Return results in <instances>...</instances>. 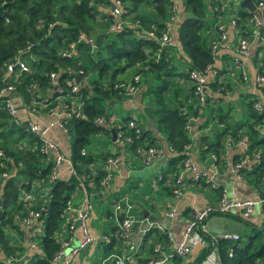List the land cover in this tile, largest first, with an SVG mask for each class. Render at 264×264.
Wrapping results in <instances>:
<instances>
[{
  "label": "trees",
  "instance_id": "16d2710c",
  "mask_svg": "<svg viewBox=\"0 0 264 264\" xmlns=\"http://www.w3.org/2000/svg\"><path fill=\"white\" fill-rule=\"evenodd\" d=\"M257 1L253 0L255 4ZM121 2L124 23L118 30L109 31L108 27L112 24L111 0H0V89L12 85L15 100L20 98L23 103L19 111L29 110L31 101L35 103L42 99L43 104H53L56 97L69 91L65 81L79 75L75 95L82 100L80 115L64 120L71 136L67 158L78 178L69 173L67 179L57 177L54 180L49 179L52 157L40 152L37 136L25 128V116L18 114L12 118L0 103V148L3 153L0 174L5 173V176H0V264L12 257L15 259L12 264H50L53 253L59 247L56 234L65 201L75 188L84 186L89 189V179L94 189L99 190L104 160L118 151L96 152L92 149L95 134L109 135L112 128L116 130L114 122L97 124L95 119L104 117L107 120L113 106L126 99L114 85L122 82L116 79V75L129 67H140L137 72L143 76L145 89H139L140 94L137 92V95L149 105L147 109L155 128L162 133L167 144L168 160L164 171L159 173V177L154 175L152 182L163 185L167 175L174 180L178 165L186 156L185 145L190 144V156L191 148L198 149L199 155L209 152L221 156L223 147L229 144L225 142L226 137L236 140L243 136L246 150H240L231 162L244 156L248 158L249 161L240 170L243 181L256 190L255 198L264 199V81L257 84V94L240 95L239 114L236 115L231 110L227 94L235 89L233 81H237L238 85L240 79H221L224 66L211 67L215 73L207 80L200 113L193 99L192 86L185 92L182 87L184 81L190 82L189 70L202 71L212 64L209 46L216 32V23L227 14H234L237 24H240L251 13L240 8L236 0ZM172 4L176 6L178 18L170 27L169 7ZM262 12L264 18L263 8ZM164 31L169 33L175 45L159 50L148 33L158 36ZM259 32L258 45L251 58L257 62V72L264 75V27ZM71 43L74 44L72 49L69 48ZM158 50L155 61L153 54ZM262 50L258 57V51ZM16 55L24 58L31 71L22 72L17 78L5 79V64ZM178 63H183L184 68L179 69ZM49 73L55 74L56 88L48 78ZM88 75H92L90 80ZM31 83L36 84L34 90H30ZM59 89L63 93H59ZM39 90L44 95L40 96ZM5 97H0V102ZM256 101L262 104V111L253 108L252 104ZM130 117L125 114L120 118L122 126L117 131L125 129ZM188 117L197 119L194 121ZM186 122L191 124L189 131L185 129ZM209 123L212 124V132L198 134L193 140L191 132L194 127L202 129ZM149 135L142 129L141 140L145 141L144 145L154 146L155 139ZM135 143H125L122 148L141 161L143 157L134 152ZM96 161L102 166L91 173L88 166ZM127 184L130 189H139L143 194L149 193L153 186L146 179L139 182L132 178L127 180ZM164 188L168 189V186ZM219 188H214L218 194ZM131 198L142 200L138 195ZM261 206L264 215V201ZM30 210L38 211L39 216L26 228L19 218L25 217ZM232 213L226 215H236L246 221L249 233L231 240L223 237L212 239L199 231L207 245H201L197 260L214 250L219 264H264V217L257 226L252 224L249 216L245 218L235 214V211ZM135 214L140 217L138 211ZM162 235L164 238L165 235ZM29 236L39 240V251L28 250L25 240ZM115 239L111 236L110 242L103 244L106 251L113 247ZM165 241L163 239L162 242ZM176 257L179 258L173 255L174 259Z\"/></svg>",
  "mask_w": 264,
  "mask_h": 264
},
{
  "label": "crops",
  "instance_id": "0c3cea01",
  "mask_svg": "<svg viewBox=\"0 0 264 264\" xmlns=\"http://www.w3.org/2000/svg\"><path fill=\"white\" fill-rule=\"evenodd\" d=\"M240 0H236V2L239 3ZM239 5V4H238ZM264 9V2L263 7ZM245 30L249 29V26L247 24L246 19L242 20L240 22ZM214 36L211 38L213 39ZM228 49L226 51H221L218 55V57L214 60L213 66L214 68H222V66L227 65L228 61H231V58L233 56V48L236 43V34H234L231 30L228 31ZM256 40L252 43L250 48V56L249 58L243 63V69L247 76V81L243 82L240 79V74L237 76H233L229 73L228 77L226 74H221V79L230 78L231 80H234L235 78L240 79V83L237 85V81H233L236 83L235 89L232 90L227 94L230 102L236 101L237 102V108L235 109V114H239V107H240V95L241 94H257V82L254 80V76L257 72V62L252 60L251 56L253 55L254 49L257 47ZM263 53L262 51H258L257 55L258 57L261 56ZM264 58V56H263ZM179 69H183L184 65L183 63H178ZM138 67H129L124 69L122 72L118 73L116 75V79L119 81H126L132 77V75L135 73ZM215 73L214 69H211V71L208 74L211 78L213 74ZM140 82L138 89L136 91L135 96L132 99H122V101L118 104L113 106L111 112L112 116H114L116 119L118 118V122H120V118L127 115H136L139 123L142 125V129L144 132L150 133L149 136L155 139V145L160 150V153L155 156V158L151 159V161L147 164H144L142 160H138L137 157L132 156L130 153H126V151H123V159L121 162L113 168L112 177L110 178L106 188L104 189H94L92 180L89 179V189L82 186L75 188L69 198L73 204H79L82 200V198L86 194H91L93 197V208L91 212L89 213V216L86 221L87 230L88 232L93 236L97 237L101 234H107L109 239L112 236V238L115 239V243L111 249H104L103 243H100V241L90 243L86 245L84 248H82L72 259V264H100L101 260L108 254H117L123 257V264H128V258H132L135 261L138 262H144L148 257H150L152 253V248L155 243H161L163 245V235L161 232L157 231L156 227H161L163 230L168 231L171 234V241L168 244L163 245V250L167 253L171 251V247L173 244H176L180 238L182 229L184 227V221L188 218H191L192 216V209L198 208L202 209L206 206L212 205L209 201V195L202 192V189L198 186L204 185L201 182L193 183L190 178L186 177V179H183V182L180 185L181 194L176 195L173 193V186L178 185L174 182L172 177L170 175L166 176V180L164 181L163 185H157L155 182H152V178L154 175L157 174L159 177V173L161 171H164L166 162H167V156H168V150H167V144L164 141V138L162 136V133H160L154 125L153 118L149 112V110H145V104L141 101L140 90L145 89V84L143 82V76H140ZM182 83V81H181ZM190 86L189 82L184 81L182 83L183 92ZM137 92L139 93L137 95ZM69 103V99L67 96L62 97ZM72 101V100H70ZM74 102V101H72ZM54 105L59 106V100L54 102ZM47 108V106L45 105ZM43 105H41L40 108H38L37 113L39 115L31 116L28 114V118L30 120H36L41 124H46L50 121H53L55 119L54 115H47L46 110ZM23 112L19 111V115H22ZM114 130V128H112ZM213 130L212 124L209 123L207 127L197 129L196 126L194 127L193 133L191 132V137L193 140L197 138L198 134H210ZM115 132V130H114ZM101 136L103 134L97 133L94 135L92 143V149L96 152H105L109 151L110 153L119 152V146L116 144L115 137L114 140H111V135L109 133L108 139L101 140V142L96 141L97 139H101ZM48 138L55 142L57 147L59 148V151L63 154L65 158L69 155L70 150V143L69 140L66 139V134H64L61 130L54 127L51 129V131L48 134ZM108 140V141H107ZM195 142V141H194ZM194 143L191 144V147ZM191 154L193 160L196 162L198 168L202 172H210L215 171V175L217 173V168H222V171L218 172V177L221 181L226 180L230 181L232 185V193L234 192L235 196L239 199H246L250 198L253 200H258L256 197L257 192L254 188L251 187V191H249V185L244 182L243 180H235L229 173V171L226 169V164H229V162L232 161V157L234 155L239 154V150L236 148L234 149L231 145L226 144L225 147H223V154L221 155V159L218 162L211 163L208 153H204L202 155L198 154V149L191 148ZM194 154V156H193ZM126 157V158H125ZM128 157V158H127ZM158 164L154 166L153 164ZM224 163V164H223ZM102 164L100 162H95L93 164H90L88 166L89 171L91 173H94L96 169L101 167ZM150 166L155 167L154 170H148ZM212 167V169H211ZM58 177H62L64 179H67L69 176V171L67 164L62 163L59 166L58 170ZM213 176V178L215 177ZM136 179L139 182H142L143 180L150 181L153 186L151 187V191L147 194H143L139 189H130L127 184V180L130 179ZM145 178V179H144ZM174 178V177H173ZM173 180V184L171 185V182ZM168 186V189L164 188ZM215 188H219L220 191L223 189L222 185H217L215 183ZM237 188H240L241 190L238 191ZM171 191V192H170ZM138 195L142 198L139 200H136V198H131V196ZM114 197H119L115 199L114 201H111ZM217 197V196H216ZM216 197L214 198V202H216ZM130 200V201H129ZM121 202V210L114 211L113 210V204L114 202ZM113 202V203H112ZM143 203L145 205L143 206ZM173 207L175 210V217L173 218H167L165 217L164 212L169 208ZM108 214L106 215V211H108ZM138 211L140 213V217H136L135 212ZM232 213V212H231ZM234 214V213H232ZM236 214V213H235ZM124 215H129L134 219V223L132 224L130 233L128 235L127 241L125 242L127 245L123 244L122 241L118 238V224ZM226 214H210L208 215L201 224V231L208 235L209 237H217L214 235H217L219 233H216L215 231H220V227L218 225V222L212 221L210 224H206V221H208L213 216H221ZM236 217V215H234ZM263 210L261 203H257V205H254V208L249 215V220L252 222V224H261V221L263 219ZM138 218V219H137ZM215 232V233H214ZM219 235L223 234H235L233 231L229 232H223ZM214 233V234H213ZM69 234V232L66 229L65 224L62 225V222L59 224L58 230H57V238H64ZM162 235V236H161ZM114 236V237H113ZM238 236V235H237ZM81 239V234L79 229L76 227L72 233H70V241L69 245H75L79 240ZM206 242V240H205ZM166 243V242H165ZM133 244L134 248L130 249L129 245ZM136 245V246H135ZM201 245H196L187 256L185 257H179V258H170L168 261L162 263V264H219L217 255L213 254L210 250L206 256L201 259L200 261L197 260L198 253L201 251ZM207 245V243H206ZM205 245V246H206ZM204 246V245H202ZM216 253V252H215ZM106 264H112V259L109 258L106 261Z\"/></svg>",
  "mask_w": 264,
  "mask_h": 264
},
{
  "label": "built area",
  "instance_id": "2783aa9c",
  "mask_svg": "<svg viewBox=\"0 0 264 264\" xmlns=\"http://www.w3.org/2000/svg\"><path fill=\"white\" fill-rule=\"evenodd\" d=\"M253 1V0H252ZM112 5L110 7V15L112 16V24L108 27L109 31H116L118 30L124 20L121 18L122 13V2L121 0H111ZM255 6V10L250 12L251 15L246 18L247 24L249 26L248 30H245L244 26L240 23L237 24L236 17L234 14H227L225 18L221 19L216 23V35L213 39L210 40V53L214 60L218 57L221 51H226L228 49V31L231 30L234 34H236V43L234 45L233 56L231 58V62L233 66H235L238 70V74H240V79L245 82L247 81L246 73L243 69V63L249 58L250 56V48L252 43L257 40L260 36L259 30L264 27V18H263V1L259 0L256 4L253 2ZM170 16H169V23L174 26L175 22L177 21V9L175 4H172L170 7ZM249 12V11H248ZM148 36L155 40V42L159 46V50L164 47L174 46V42L172 41L169 33L167 31L162 32L160 35L155 36L153 32H149ZM88 41L92 43L91 38H88ZM74 44L71 43L69 48L72 49ZM159 50L156 51L153 56L155 61L158 58ZM68 54V53H67ZM212 64L206 66L202 71L196 70H189L188 71V78L192 86V94L193 99L196 101L197 112L200 113L202 110V106L205 101V90L206 84L208 80V74L211 71ZM260 64V63H259ZM261 65V64H260ZM140 67L137 68V70ZM136 70V71H137ZM132 75V77L126 81H122L121 83L115 84V88H119L122 94L125 97H133L136 89L137 84L140 78V73L136 72ZM22 72H29V69L24 61V58L20 55H16L14 58L9 60L5 64V68L3 70V77L6 78H17ZM78 74H80L78 72ZM48 78L51 83L57 87V82L55 80V74L49 73ZM254 80L257 83H261L264 81V75L261 73H256L254 76ZM65 83L69 86V91L63 95L58 96L59 106L54 105L53 107L43 104V101L40 102L41 105L45 107V112L47 115H54L55 119L50 121L46 124H41L36 120L26 119L28 118V114L31 116L39 115L36 111V108L30 107L29 110H22L23 115L25 118L23 119L25 123V128L35 134L40 141V152L44 155H50L52 157V166L49 173V179L54 180L58 177V170L59 166L62 163L67 164L68 171L71 175L78 178L77 173L75 172L74 168L72 167L68 158H65L63 154L59 151V148L55 144V142L51 141L48 138V134L52 128L56 127L61 130L64 134H67V128L65 126L64 120L69 119L72 116L77 117L80 115L79 110H73L69 107V103L61 97H68L72 99H77L76 92L79 86L78 82H75L74 79H70L65 81ZM30 90H34L36 88L35 83L30 84ZM13 86L6 85L5 87L0 89V97L3 95L6 96L0 103L3 104L4 108L6 109L7 113L12 117L16 118L19 114V110L21 105H23L21 99L15 100V96L13 95ZM10 93L11 95H7ZM59 93H63L61 89H59ZM55 101V100H54ZM40 105V106H41ZM253 108L257 111H262V104L258 101L252 104ZM26 108V107H25ZM38 110V109H37ZM72 110V111H71ZM191 120H196L197 117H188ZM116 118L109 117L107 120L104 117H98L95 119L97 124H103L106 121L108 122H115ZM121 123H115V142L119 146V152L117 154L108 156L105 158L103 163L104 174L99 179V189H103L107 186L110 178L112 177L113 168H115L123 159V148L122 146L126 144L135 143V154L141 155L143 157L142 162L147 164L151 161V159L155 158L160 153L159 149H156L153 146H143L141 140V131L142 128L137 120L136 117L131 116L127 122L125 123V129L122 131L120 129ZM124 127V126H123ZM191 124L189 122L185 123V129L187 131L190 130ZM128 133V134H127ZM238 136V135H237ZM226 143H229L232 147H237L238 150L241 152L246 150V140L245 137L239 136L236 140L231 137H226ZM190 149V144L184 146V152L186 156L180 161L177 172L175 173L174 182L178 185H175L173 188V193L176 195L181 194L180 185L183 182V179L186 177L190 178L193 183L201 182L206 184L209 188H215V183L213 182V176L215 175V171L210 172H202L199 170L196 162L193 158L189 155L188 151ZM81 153H84L81 150ZM3 157L2 150L0 148V158ZM208 157L211 160L221 159V156H215L212 153H208ZM218 160V161H219ZM248 161L247 157H242L236 162H229L226 164V169L229 171L230 175L235 180H244L243 175L241 174L240 170L245 166L246 162ZM0 176H5V173L2 172ZM81 181V179H80ZM93 197L91 194H86L79 204H73L69 199L65 201L64 208L62 210V220L61 222H65V226L69 234L64 238H57L58 239V249L53 253L52 258L50 260V264H72L73 257L86 245L90 243H94L100 241V243L108 244L110 239L107 234H101L100 236L93 237L87 230L86 221L91 212L94 202ZM263 200H253L250 198L246 199H239L235 196L234 192L232 193V200L227 202L226 200V193L224 189H222L216 197V206L213 205L206 206L202 209L193 208L192 209V217L191 219L184 225L181 233L180 240L173 244L171 247L170 252H165L163 250V245L159 242L155 243L152 248V255L148 257L144 262H138L133 260L132 258H128V264H162L168 261L173 255L178 257H185L189 254V252L195 247L196 245L202 244L206 245L205 240L199 234L201 231V224L203 220L210 214L221 213L226 214L230 213V208H234L236 214L242 217H248L254 205L257 203H261ZM113 210L118 211L121 210L120 202L116 201L113 204ZM175 210L173 207H169L165 211V217L173 218L175 217ZM39 216L38 211L30 210L28 214L22 218H19L21 223L28 228V226L32 223V221ZM134 223V219L129 215L122 216L119 224H118V238L121 239L123 244L127 245L125 242L127 241L128 235L130 233L132 224ZM78 228L81 234V239L75 244L70 246V233L73 232L75 228ZM159 232H163L167 238L168 243L171 241L172 237L171 234L163 230L161 227H156ZM57 237V235H56ZM218 237H223L226 239H236L237 236L235 234H223L219 235ZM212 239L214 237H211ZM27 242L28 250H40L38 242L30 236L25 240ZM136 246V245H135ZM129 248H134L133 244L129 245ZM213 254L216 255L215 251H212ZM111 258L112 264H123V257L117 254H108L106 255L100 262V264H106V261ZM15 259L8 258L4 261V264H12ZM212 264V263H211Z\"/></svg>",
  "mask_w": 264,
  "mask_h": 264
},
{
  "label": "rangeland",
  "instance_id": "374dc122",
  "mask_svg": "<svg viewBox=\"0 0 264 264\" xmlns=\"http://www.w3.org/2000/svg\"><path fill=\"white\" fill-rule=\"evenodd\" d=\"M237 4H239L238 2H236ZM224 74H226V76L228 77V75H229V73L230 74H232L233 76H237L238 75V70H237V68L235 67V66H233V64H232V62L229 60L228 61V63H227V65L225 64V66H224ZM29 71H31L30 69H29ZM137 72V71H136ZM140 76H141V74H140ZM87 77V76H86ZM92 78V75H88V77H87V79H91ZM141 78V77H140ZM140 78H139V81H138V86H139V82H140ZM75 80V79H74ZM188 80H189V78H188ZM189 84L191 85V83L189 82ZM138 86H137V89H138ZM137 89H136V91H137ZM39 94H40V96H42V95H44V92L43 91H41V90H39ZM135 94H136V92H135ZM135 94H134V96H135ZM133 96V97H134ZM133 97H126L127 99H132ZM41 98V97H40ZM62 98V97H61ZM58 100H60V98L59 97H56L55 98V102L56 101H58ZM65 100V99H64ZM70 100H72V101H74V102H72V101H70ZM43 100L42 99H40L39 100V102H30L29 104H30V106H32V107H34V109L36 108V110L38 109V108H40L41 106V103L40 102H42ZM2 104V103H1ZM146 105V107H145V109L146 110H148L147 109V107L149 106L148 104H145ZM48 106H51V107H53L54 106V103L53 104H48ZM81 106H82V100L80 101L79 100V98H77V99H69V107H71V109H73V110H79V112H80V110H81ZM231 110L233 111V112H235L236 110V108H237V102L236 101H232L231 102ZM240 108V107H239ZM45 110V109H44ZM72 111V110H71ZM236 115V114H235ZM132 116H134V117H137L136 115H132ZM111 117H113V118H115L114 116H112V114H111ZM138 120V119H137ZM138 122H140V120L138 121ZM114 123H118V118L115 120V122ZM140 124V126H141V128H142V125H141V123H139ZM70 138H71V136L69 135V133H67L66 134V139L67 140H70ZM109 137H108V135H103V136H101V139H97V141L98 142H101V140H106V139H108ZM141 142H142V145L143 146H147V145H144L143 143H145V141H142V140H140ZM151 146H153V145H151ZM157 145H154L153 147H155L156 149H158L157 147H156ZM234 149H236L237 147H233ZM238 149V148H237ZM210 159V158H209ZM248 159V158H247ZM218 160L219 159H217V160H211L210 159V161H211V163H214V162H218ZM249 161V160H248ZM251 161H252V159H251ZM154 166H156V165H158L157 163L156 164H153ZM155 169V167H153V166H150L149 167V169L148 170H154ZM211 169H212V167H211ZM220 171H222V168H217V173H216V175H215V177L212 179L213 180V182L214 183H216L217 185L219 184V185H222V187H223V189H224V191H225V193H226V200H227V202H230L231 200H232V185H231V182L230 181H226V180H223V181H221L220 179H219V177H218V172H220ZM199 188H201L202 189V192L203 193H205V194H207V195H209L210 197H209V201L211 202V204L215 207L216 206V204H215V200H214V198L218 195V192H216L215 190H214V188L213 189H211V188H209L206 184H204V185H199L198 186ZM249 191H251L250 189H251V187H252V185H249ZM253 188V187H252ZM237 190L238 191H240L241 189L240 188H237ZM257 204H255V206H256ZM233 211H235V209L234 208H230V212H233ZM164 214H165V212H164ZM192 217V216H191ZM191 218H188V219H186L184 222V225L190 220ZM212 221H215V222H218V225H219V227H220V231H215L216 233H222L221 231H223V232H229V231H233L234 233H236L238 236H243L244 234H247V233H249V226H248V224H247V222L246 221H244V220H242V219H239V218H237V217H235V216H231V215H221V216H213V217H211L208 221H206V224L208 225V224H210V222H212ZM64 221L62 222V225H64ZM255 224V223H254ZM256 225V224H255ZM257 226H258V224H257ZM214 232V233H215ZM213 233V234H214ZM219 234H217V235H214V236H219ZM236 235V236H237ZM164 239L166 240L164 243H163V245L164 244H168V241H167V238H166V236H164ZM36 241L37 242H39V240L36 238Z\"/></svg>",
  "mask_w": 264,
  "mask_h": 264
},
{
  "label": "water",
  "instance_id": "95a60500",
  "mask_svg": "<svg viewBox=\"0 0 264 264\" xmlns=\"http://www.w3.org/2000/svg\"><path fill=\"white\" fill-rule=\"evenodd\" d=\"M239 7L242 9H245L249 12H253L255 10V6L253 4L252 0H240L239 1ZM80 80V76H75V82H78ZM111 140H114L115 132L113 129L110 130Z\"/></svg>",
  "mask_w": 264,
  "mask_h": 264
}]
</instances>
